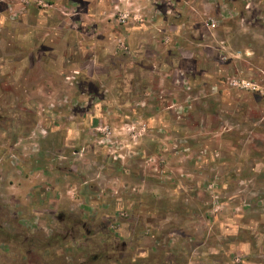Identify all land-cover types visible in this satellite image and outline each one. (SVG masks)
<instances>
[{
    "label": "rangeland",
    "instance_id": "obj_1",
    "mask_svg": "<svg viewBox=\"0 0 264 264\" xmlns=\"http://www.w3.org/2000/svg\"><path fill=\"white\" fill-rule=\"evenodd\" d=\"M231 80L264 91V0H0V264H264V98Z\"/></svg>",
    "mask_w": 264,
    "mask_h": 264
},
{
    "label": "crops",
    "instance_id": "obj_2",
    "mask_svg": "<svg viewBox=\"0 0 264 264\" xmlns=\"http://www.w3.org/2000/svg\"><path fill=\"white\" fill-rule=\"evenodd\" d=\"M64 21H68V19H63ZM83 28H85V27H83ZM49 33L50 32H48V34H46L42 39H41V43H42V46L46 49L45 50V54H35V56H33V59H34V61H36L37 63L34 65V68H36L39 72L41 71V70H43L44 68H43V66H42V63H41V61L43 62V61H45V60H48V61H51V62H56V61H59L58 59V52H57V49L59 48V44L61 45L62 43H63V38L61 37V36H59V39H57L58 41L56 42L55 40H53V39H50V38H48L49 36ZM50 43H53V45H50ZM67 44H69L70 43V39H67V42H66ZM54 44H56L55 46H54ZM90 45V42H88V43H86V44H84V46L85 47H88ZM68 45H66V47H67ZM82 47V46H81ZM80 47V48H81ZM68 48V47H67ZM73 48V47H72ZM79 48V49H80ZM77 51H78V48H77ZM69 53H72V52H70V50H68V52L67 53H65V54H63V57H64V59H63V61H65V60H67L69 57ZM76 55H78V54H76ZM53 67H56V66H54V64L51 66V65H49L48 66V68L49 69H46V72H48V70H50V69H53V71H61V69L60 70H57V69H54ZM59 73V72H58Z\"/></svg>",
    "mask_w": 264,
    "mask_h": 264
},
{
    "label": "built area",
    "instance_id": "obj_3",
    "mask_svg": "<svg viewBox=\"0 0 264 264\" xmlns=\"http://www.w3.org/2000/svg\"><path fill=\"white\" fill-rule=\"evenodd\" d=\"M128 18V15L124 14L122 16H120V20L123 22ZM209 27L214 28V23L213 21H210L208 24ZM230 86L234 87V88H238V89H242L244 91H253L255 93H259L261 95L262 98H264V91H261L259 86L256 85L255 83L249 82V81H245V80H231L230 81Z\"/></svg>",
    "mask_w": 264,
    "mask_h": 264
},
{
    "label": "flooded vegetation",
    "instance_id": "obj_4",
    "mask_svg": "<svg viewBox=\"0 0 264 264\" xmlns=\"http://www.w3.org/2000/svg\"><path fill=\"white\" fill-rule=\"evenodd\" d=\"M0 231H1V230H0ZM3 231H4V233H10L9 231L5 230V228L3 229ZM55 237L58 238L57 235H56ZM2 253H4V252H3V250H2V248H1V246H0V255H1ZM102 255L104 256L103 252H102ZM100 256H101V255H100ZM100 256H99V257H100ZM105 256H106V254H105ZM97 258H98V257L95 256L93 259H91V262H89V263H87V264H91V263L94 264V262L96 263V262H97ZM100 258H101V257H100ZM95 259H96V260H95ZM93 261H94V262H93ZM129 262H130V261H129ZM119 263L121 264L122 261H120Z\"/></svg>",
    "mask_w": 264,
    "mask_h": 264
}]
</instances>
